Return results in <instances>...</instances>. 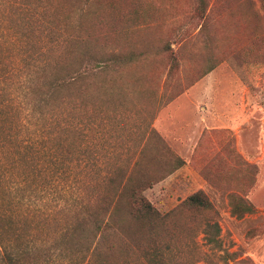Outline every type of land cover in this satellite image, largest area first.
Here are the masks:
<instances>
[{"label": "rangeland", "instance_id": "obj_1", "mask_svg": "<svg viewBox=\"0 0 264 264\" xmlns=\"http://www.w3.org/2000/svg\"><path fill=\"white\" fill-rule=\"evenodd\" d=\"M208 1L205 19L197 0H6L0 8L19 25V7L31 5L55 28L52 39L64 44L59 28L75 35L62 60L79 51L118 60V70L101 74L118 79V112H107L117 131L110 125V142L89 154L118 172L139 159L137 182L173 169L144 191L162 219L126 237L127 264H264V0ZM77 174L35 185L42 233L57 230L53 214L61 219L76 191L93 195ZM199 190L209 208L183 204Z\"/></svg>", "mask_w": 264, "mask_h": 264}, {"label": "trees", "instance_id": "obj_2", "mask_svg": "<svg viewBox=\"0 0 264 264\" xmlns=\"http://www.w3.org/2000/svg\"><path fill=\"white\" fill-rule=\"evenodd\" d=\"M197 2V14L205 19L209 1ZM30 6L19 7V25L10 11L0 17V264H127L131 248L126 237L133 238L139 225L152 231L162 219L144 191L173 169L155 179L142 173L137 182L139 159L118 172L106 168L104 155L89 154L110 142V125L112 134L117 131L107 112H118V79L101 74L118 70V60L107 65L84 51L73 62L62 60L57 55L76 36L59 28L66 44L52 39L55 28H47L49 21L39 20L43 11ZM34 33L40 38L31 39ZM177 160L179 166L184 162ZM73 170L78 171L74 181L87 183L94 193L87 199L84 191H76L73 203L59 210L61 219L53 214L57 230L42 233L35 185H42L43 176L50 178L48 185L67 182ZM233 197L244 212L254 210L242 197ZM183 204L211 206L202 190Z\"/></svg>", "mask_w": 264, "mask_h": 264}]
</instances>
